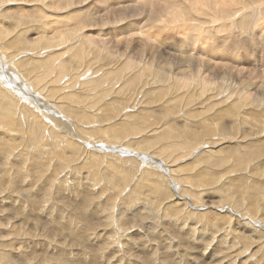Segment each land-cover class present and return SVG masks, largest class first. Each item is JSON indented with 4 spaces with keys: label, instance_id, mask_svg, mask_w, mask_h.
<instances>
[{
    "label": "bare ground",
    "instance_id": "obj_1",
    "mask_svg": "<svg viewBox=\"0 0 264 264\" xmlns=\"http://www.w3.org/2000/svg\"><path fill=\"white\" fill-rule=\"evenodd\" d=\"M86 1L88 0H0V80L11 87L4 88L0 85V199L1 193L7 191L11 198H15L12 201L16 200L17 197L23 198L26 205H29L32 210L41 211L40 204L42 202L53 209L57 208L56 213H58L60 220L45 218L46 221L55 223L60 229L66 230V233L70 232L71 237L77 239L79 244L84 243L77 249L79 251H77V256L85 252V258L88 254L95 258V252H104L108 248L111 256L115 253H119V255H121L120 253L128 254L134 244H136V247L138 245L140 252L145 255L148 246L142 241L143 235L140 234V237L138 236L139 238L135 239L136 236H131L130 233L138 229L142 233L147 232L149 236L151 233L154 239L160 232L159 230H163L160 233L161 235L164 232L167 233V227H171V230L174 229L177 234L171 232L168 234L174 239H181V236L184 235L188 240L192 239L194 241L197 236H195V233H208L209 235L201 236V239L198 240L203 241L205 246H210L214 240L217 241L212 247L218 255V258L214 257V259H217L216 264H222L224 261V264H239V262L246 264L249 261H251L249 264H264V262H261L264 261V247L258 244L259 239L264 237V230L256 226L257 223H263L261 220H264V205L259 200L264 198V166L261 163V161H264L262 160L264 159V149H262L264 148V143H262L264 141V79H261L262 82L258 86L255 82L253 84H249V81H247L249 83H242V79L240 82L235 83L236 81L231 79L235 84L226 91L228 83L223 82L221 85L216 84L217 86H215L213 80V82H210L211 76L208 77L206 73V76L211 79L208 82H205V79L200 81L203 89H199L200 86L197 85L201 91L194 96H197L199 101L204 98L209 103V108L213 107L210 104H217L219 109H215V107V112L209 118L195 119L198 113L187 107L182 100L185 97L182 95L186 94L174 90L177 89L175 85L181 88L177 82L185 84L183 91L188 89L186 87H189L180 75L174 77L169 75L170 72H167L160 64L159 66L152 65L150 60L153 57L149 61L147 60V63L141 62L144 59V47L141 49L135 48L136 50L133 49L134 52L129 49L132 57H125L122 60L120 59L122 57L116 54L117 63L113 62L112 56L114 54L105 47L106 43L104 45L103 40L95 39L92 35H88L86 31H83L86 30L87 26L96 24V18L93 19V13L89 11L96 8L91 6L93 4L86 6L84 10L81 8L73 9L81 3H86ZM133 1L136 3V5L132 4L133 8L129 4L127 6L132 8L134 12H141L140 3L137 4L136 0ZM141 7L148 10L145 15L148 14L150 21L155 19L156 22L160 23H165L164 21L168 23L169 20H176V22L182 20L184 25H187L191 22L188 17L195 16V14L196 16L197 14L203 16L204 20L218 16L222 18L218 29L212 31L210 27L213 24L211 26L207 25L210 29L205 32L210 33L211 36L217 34V37L223 39L234 36L235 24L238 23L243 26L241 30L236 28L239 31L237 33L238 40L241 41L242 38L244 42L257 44L264 51V19L259 18L261 13L264 14V0H176V2L171 0H143ZM255 7H259L261 13H252ZM121 9L119 12L124 11L126 8ZM64 10H70L69 15L65 16V13H62ZM138 13H136L137 18L139 17ZM131 14L133 15V13ZM136 16L133 15L132 17ZM246 16L248 17L245 23ZM100 17L98 16V18ZM94 20L95 22H93ZM99 20L101 21V19ZM150 21L141 27H138L137 23L133 27L134 23L130 21L132 24L125 30V33L127 35L133 33L134 35L135 33L141 36L145 35L150 40H155V34L150 33L152 27L150 30L148 28L151 26ZM114 22L111 25L115 24ZM101 23L104 24L103 21ZM195 26L193 25L194 28ZM232 26L234 27L231 29ZM155 28L153 27L154 30ZM161 29L159 30L161 31ZM196 30L194 31L196 32ZM194 31H191V35L192 32L195 33ZM118 33L114 31L113 35L118 37ZM208 33H205V35L201 33L203 35L201 36V42L207 41L209 38ZM196 34H194L195 39L196 36H199V33ZM96 35L98 37L103 36V33L98 31ZM171 39H166L167 42L165 43L162 41L164 44H168V40L171 42ZM209 40L211 41L210 38ZM115 41L118 43L119 39ZM101 42L102 47H99ZM129 43L130 38L126 39L124 46L127 47ZM62 44L65 45L60 47ZM209 45H211V42ZM166 46L169 47V45ZM223 46L221 45V47ZM182 48L183 46L180 49ZM197 49H199V46ZM204 49L206 50V47ZM164 51L166 50L164 49ZM167 52H169V49ZM209 52L211 51L209 50ZM111 54L113 55L111 56ZM261 56L263 68L261 67L259 71L261 72L260 75H263L264 55L261 54ZM181 57L182 59L187 57L188 60L190 58L188 56L183 57L182 54ZM197 57L196 59L199 61L201 56ZM223 57L220 61L225 58ZM200 64L202 67L201 62ZM215 64L220 63H214V66ZM196 65L198 68L197 63ZM199 69L198 73L201 74L202 69ZM208 69L206 71H209ZM226 69L228 70V68ZM177 71L176 74L179 72ZM187 71H184V73ZM143 73L147 75V78L151 77V81L147 78L144 79L142 77ZM200 78L202 79V77ZM213 78L216 77L213 76ZM229 78H232V76ZM104 79L111 82L109 88L100 83ZM195 79H197L196 76ZM240 85L241 87L242 85L245 86L242 87L245 89L244 91L240 88ZM167 91H169L168 94ZM197 91H193V93ZM162 94L168 96H166L164 103H160L161 97L157 96ZM180 94L181 99H178L177 97ZM25 95H28V97ZM107 97H110L109 100H106ZM191 97L186 100L192 101ZM26 100L33 106L26 104ZM174 101L178 102L175 108H173ZM199 103L201 104L202 101ZM109 105L114 107L115 113L105 112ZM166 105V109L161 108V106ZM125 109L135 111H126ZM151 116H153L152 121L150 120ZM117 118V125L119 126L115 125ZM94 122H97V124L91 125ZM142 130H145L144 134L147 135L141 141L144 142V147L139 146L141 144L137 143L139 140L134 141L131 138L135 139L136 136L134 135H139L138 133ZM162 132L164 136L158 137L161 139L154 138ZM210 137L212 138L210 139ZM159 140L164 141L159 148L157 147V151L154 149L155 153L146 152L157 146ZM90 141L91 143H89ZM257 142L259 144L256 145ZM88 143L94 148L82 146V144L88 145ZM177 143L179 144L177 145ZM98 146L119 152L97 153L95 148ZM201 147L208 148L201 149ZM167 150L169 155L166 154ZM174 150L186 152L179 157V155H174ZM127 154L131 155H129V158L122 157L125 159L124 163L130 162L132 164L136 160L143 161L145 166L143 171H139L136 167L132 171L126 172L125 170L123 173H119L120 156H126ZM188 155H190L189 159L192 160L182 162L183 166L176 164ZM105 158L108 160H105ZM257 158L261 159L260 163H256ZM133 164L135 165V163ZM155 164L157 166L160 164V169L166 173L159 172V168ZM82 168H87L88 176L96 180L94 185L99 186L90 189L82 182L84 186L79 191L76 190L77 187L74 190H69L71 187L66 185L71 184L70 180L72 183L74 179L77 181L75 173L81 172ZM121 170L123 169L121 168ZM182 170L184 172L180 173ZM192 170L202 172L200 174V177L203 178L201 182L196 180L199 177L192 179L188 175L193 173ZM211 170L215 172L209 173ZM206 173L213 174L216 178H206V175H208ZM235 173H239L241 178L244 175H248V177L254 175L252 179L246 177L249 180L251 179V182L245 188L251 193L249 195L252 198L250 196L247 199L238 196L233 197L232 193H228L222 188L225 181H231L229 175ZM4 180L8 181V185L3 183ZM79 182L81 183V181ZM103 182L110 186L109 190L102 188ZM57 183L59 184L57 185ZM178 183L180 186H177ZM227 184L225 186H228ZM230 185L228 189L232 190ZM65 191L69 193L65 194ZM255 192L259 193V196L255 195ZM59 195L68 196L70 202H62ZM70 195L72 198L69 197ZM185 197L190 202H187ZM251 200H256L255 202L260 203V205L255 202L250 204ZM207 202L210 204L204 206ZM224 208H227L224 212L214 211V209L222 210ZM160 219L166 221L167 227L156 230L160 227ZM131 220L139 222L131 228L129 225ZM116 227L118 231L115 230ZM14 228L11 229L13 232H15ZM37 229L41 230L40 227ZM198 230L199 232H197ZM246 230L250 233L246 234ZM22 231L18 232L22 233ZM38 232L40 233V231ZM96 232L99 236L102 235V238H98ZM18 234L20 233H16L14 236ZM205 236L210 237L206 238ZM197 237L199 238V236ZM260 242H262V239ZM63 244L64 242H61L55 248L61 254L69 251V248L67 249ZM91 244H95L93 245L95 247H91ZM3 246L6 247V245ZM1 249L0 264H22V262L15 261L18 252L4 251V247ZM133 249L131 248V250ZM59 253H56V255ZM86 253L88 254L86 255ZM153 254H157L155 249ZM123 255L120 256L121 261L126 256ZM132 256L134 257V255ZM66 257H69V255ZM155 260L152 259V263L156 264ZM71 262L73 260L67 263ZM75 262L73 263L75 264ZM81 262L83 263L82 258ZM171 262L174 263V261ZM201 264L211 263L203 262Z\"/></svg>",
    "mask_w": 264,
    "mask_h": 264
},
{
    "label": "rangeland",
    "instance_id": "obj_2",
    "mask_svg": "<svg viewBox=\"0 0 264 264\" xmlns=\"http://www.w3.org/2000/svg\"><path fill=\"white\" fill-rule=\"evenodd\" d=\"M122 1V2H121ZM132 1L133 0H129V1H127V0H88V1H86V3H81V4H79V5H77L76 7H74L73 9H82V10H84V8L86 7V6H88V5H90V4H93V5H91V6H95L96 8H92V10L94 11H92V10H89L90 12H92L93 14V19H95L96 20V24L95 25H89V26H87L85 29L86 30H83V31H86V33L88 34V35H92V37H94L95 39H99L100 41H102V42H104V45H105V43H106V45H105V47L108 49V50H110V52L111 53H113V54H111V56L113 57V60L112 59H110V60H112L113 62H116L117 63V59H115L116 58V54H117V56L119 55L120 57H122V58H120L121 60L122 59H124L125 57H132L131 55V52L133 51L134 52V50L133 49H141L142 47H144V49H145V53H143L144 54V59L143 60H141V62H148L150 59H152V57H153V59L152 60H150L151 61V63H152V65H154V66H159V64H160V66H163L165 69H166V71L167 72H170L169 73V75H173L174 77H179V75H180V77H182V79H183V81H185L187 84V86H189V87H186V88H188L187 90L185 89L184 91H188V92H184L182 89L183 88H185V84H182L181 82H177V84H179V86L181 87V88H178L176 85H175V83H173V85H175V87L177 88V89H174V90H176L175 92H179L180 91V93L181 94H186V95H182L183 97H184V99H182L183 100V102H184V104L187 106V107H189V108H191L192 109V111H195V112H197L198 113V115L196 116V118L195 119H200V120H203V119H206V118H209L210 116H211V114H213L214 112H215V109H219L218 108V106H217V104H215V105H213V104H210L211 106H213L212 108H209V103L208 102H206L205 101V99L203 98H201L200 99V101H199V98L197 97V96H194V95H196V94H198L201 90H199V89H203L202 87H201V84L202 83H200V81H204V79L206 80L205 82H208L211 78V81L210 82H215V86H217L216 84H218V85H221L223 82H226V84H227V86H226V91L228 90V89H231V86L233 85V84H235V83H238V82H240L242 79H243V81H242V83H249V84H253L254 82L257 84V86L262 82V80L264 79L263 77H264V74L263 75H260V71H259V69L262 67L263 68V62H261V59L260 58H262V56H261V54L262 55H264V51H263V49H261V47H259L257 44H255V45H253L251 42H249L248 43V41H245L244 42V39H242L241 38V41L240 40H238V38H237V33L239 32V31H237L236 30V28H239L240 30H241V28H243V26L242 25H239L238 23H236L235 24V32L233 33L234 34V36H229L227 39L226 38H221V37H217V34H213L214 36H211V34L210 33H208V32H205V31H207V29H210V30H217L218 29V26H219V24H220V19H222V18H220V17H218V16H215V17H213V19L212 18H208V19H206V20H204V17L203 16H201V15H198L197 14V16H200V17H198L197 18V16H196V14H195V16H191V17H188V19H190L191 20V22H189L187 25H184V23L182 22V20H180V21H177L176 22V20H169L170 22H168V23H166L167 21H164L165 23H163V22H156V20L155 19H153V20H151L150 21V18L148 17V14H146L145 15V12L147 13V9H145L144 7H141V2L143 1V0H136V2H137V4H139L140 3V8H141V12H134V10L132 9L133 8V6H132V4H134V5H136V3H135V1H133V3H132ZM171 1H175L176 2V0H171ZM126 2H129V3H126ZM124 4V5H123ZM129 4V6H131L132 8H130V7H128L127 5ZM131 4V5H130ZM82 5V6H81ZM126 6V7H125ZM124 7V8H123ZM122 8V9H121ZM126 8V9H125ZM130 8V9H129ZM120 9L121 10H124V11H121V12H119L120 11ZM132 9V10H131ZM71 10V9H70ZM70 10H64V12H62V13H65V16H67V15H69V13H70ZM101 10V11H100ZM104 10V11H103ZM129 10V11H128ZM130 10H131V12H130ZM144 10V11H143ZM117 11V12H116ZM133 11V12H132ZM143 11V12H142ZM255 13V14H259V13H261L260 12V9H259V7H255L254 8V10L252 11V13ZM94 13H96V14H94ZM101 13V14H100ZM128 13H130V14H128ZM131 13H133V15H135L136 16V13H138L137 15H139V17L141 18H137V16L136 17H132L133 15L131 14ZM251 13V14H252ZM113 14V15H112ZM122 14V15H121ZM145 16H144V15ZM114 15H115V17H114ZM129 15H131V16H129ZM98 16H101L100 18H98ZM125 16V17H124ZM126 16H127V18H126ZM263 16V17H262ZM114 19H113V18ZM129 17V18H128ZM130 17H132L131 19H130ZM201 17H203V18H201ZM219 18V19H217V18ZM248 16H246L245 17V23L247 22V20H246V18H247ZM97 18H98V20H97ZM113 20H112V19ZM118 18V19H117ZM122 18H123V20H122ZM134 18H135V20H134ZM143 18V19H142ZM201 20H200V19ZM259 18H263L264 19V14L263 13H261V16L259 17ZM258 18V19H259ZM99 19H101V21L99 20ZM129 19H130V21L132 22L133 21V27H135V25H136V23H137V26L139 27H141V26H143L144 24H148L149 23V21H150V25L151 26H149L148 28H149V30L151 29V27H152V31H150V33H154L155 35H154V39L155 40H150L149 38H147V36H145V35H143V36H141V35H137L136 33H135V35H134V33L133 34H131V35H127V33H125V30H127L128 29V27H129V25H131L132 23H130V21H129ZM133 19V20H132ZM149 19V20H148ZM95 20L93 21V22H95ZM107 22H106V21ZM112 20V21H111ZM119 20H121V21H119ZM139 20V21H138ZM146 20H148V21H146ZM155 20V21H154ZM197 20V21H196ZM104 22V24H102L101 22ZM115 21V22H114ZM123 21V22H122ZM171 21H173V22H171ZM215 21V22H214ZM97 22H98V24H97ZM115 23V24H112L111 25V23ZM195 22V23H194ZM214 22V23H213ZM120 23V24H119ZM140 25H139V24ZM169 23H171V24H169ZM180 23H182V24H180ZM200 23V24H199ZM102 26H101V25ZM108 24V25H107ZM154 26H153V25ZM161 24V25H160ZM176 24V25H175ZM213 24V25H212ZM217 24V25H216ZM159 25V26H158ZM165 25V26H164ZM168 25V26H167ZM181 25V26H180ZM193 25H196L195 26V28L193 27ZM201 25H203L204 26V28H205V30H204V28H203V26H201ZM207 25H209V26H211L210 28H209V26H207ZM215 25V26H214ZM155 26H156V28H155ZM163 26V27H162ZM173 26V27H172ZM184 26V27H183ZM153 27L155 28V30L153 29ZM158 27V28H157ZM177 27V28H176ZM200 29H199V28ZM208 27V28H207ZM216 27V28H215ZM234 26H232L231 27V29L233 28ZM161 28H163V29H161ZM181 28V29H180ZM190 29L189 31H190V33L188 32V29ZM201 28H203V29H201ZM213 28H215V29H213ZM159 29H161V31L159 30ZM197 29V30H196ZM112 30V31H111ZM154 30V31H153ZM169 30V31H168ZM176 32H175V31ZM194 30H196V32H197V34L199 35V36H196L197 38L195 39V35L194 34H196V32L194 31ZM200 30H202L201 32H200ZM98 31H102V33H103V36H99V37H102V38H99L96 34L98 33ZM115 31V33H118V37H115L114 35H113V32ZM117 31V32H116ZM167 31V32H166ZM191 31H194L195 33L193 34V32H192V35H191ZM199 31V32H198ZM165 32V33H164ZM173 32V33H172ZM179 32V33H178ZM162 33V34H161ZM167 33H168V35H167ZM187 33H189V34H187ZM203 35H205V33H208V35H209V38L211 39V41L209 40V38L207 39V41L206 42H201L202 41V38H201V36H203ZM122 34V35H121ZM158 34V35H157ZM166 34V35H165ZM196 34V35H197ZM96 35V36H95ZM158 37H157V36ZM178 35V36H177ZM192 36L193 37V39H191L190 40V38H192V37H190V36ZM125 36V37H124ZM127 36H129V37H127ZM166 36V37H165ZM181 36H183V37H181ZM211 36V37H210ZM124 37V38H123ZM155 37H157V38H155ZM171 37H172V39H171ZM189 39H188V38ZM214 37V38H213ZM128 39V38H130V43H129V45L126 47V46H124L125 45V42H126V39ZM217 38V39H216ZM220 38V39H219ZM234 38V39H233ZM118 40L119 39V41H117L118 43H116V41L115 40ZM166 39H171V42L168 40V44L166 43V44H164L165 42H167L166 41ZM182 39V40H181ZM183 39H184V41H183ZM186 39V40H185ZM199 39V40H198ZM215 41H214V40ZM226 39V40H225ZM164 41V43H163V41ZM193 40H195L196 42H194ZM198 40V41H197ZM234 40V41H233ZM236 40H238V42H236ZM173 41V42H172ZM189 41V42H188ZM191 41V42H190ZM211 42V45H209L210 44V42ZM214 43H213V42ZM220 41V42H219ZM102 42L99 44V47H102ZM179 42V43H178ZM185 42V43H184ZM225 44L224 46H223V43ZM227 42H228V44H229V46H228V44H227ZM235 42V43H234ZM112 43H114V44H112ZM121 44V46H120V44ZM197 43H199V44H197ZM203 43V44H202ZM215 45L216 44V46H214L213 44ZM238 43V44H237ZM160 44V45H159ZM172 44V45H171ZM173 44H174V46H173ZM175 44H176V46H175ZM184 44V45H183ZM65 44H62V45H60V47H63ZM166 45H169V47L171 48H169L168 46H166ZM193 45H195V46H193ZM221 45L223 46V47H221ZM231 45V46H230ZM253 45V46H252ZM124 46V47H123ZM154 46V47H153ZM181 46H183V50L182 49H180L181 48ZM197 46V47H196ZM198 46H199V49H197L198 48ZM210 46H212V47H210ZM123 47V48H122ZM150 47V48H149ZM173 47V48H172ZM175 47H177V48H175ZM206 47V50L208 51V52H204V51H206L204 48ZM221 47V48H220ZM225 47H227L226 49H225ZM230 47V48H229ZM121 48V49H120ZM126 48V49H125ZM215 48V49H214ZM220 48V49H219ZM129 49H130V51H129ZM135 49V50H136ZM164 49L166 50V51H164ZM168 49H169V52H172V53H169V52H167L168 51ZM201 49V50H200ZM225 49V50H224ZM257 49V50H256ZM124 50V51H123ZM154 50V51H153ZM173 50V51H172ZM180 50H181V52H183V53H181L180 52ZM188 50V51H187ZM199 50V51H198ZM209 50L211 51V52H209ZM162 51H164V52H162ZM201 51V52H200ZM218 51H220V52H218ZM119 52V53H118ZM174 52V53H173ZM197 52V53H196ZM259 52V53H258ZM176 53V54H175ZM190 53H191V55L193 56H191L190 55ZM205 53V54H204ZM209 53V54H208ZM225 53V54H224ZM254 53V54H253ZM130 54V55H129ZM181 54H182V56L183 57H186V56H188V57H190L189 58V60H188V58L186 57V58H183L182 59V57H181ZM184 54H185V56H184ZM201 54V55H200ZM217 54H219V55H217ZM256 54V55H255ZM122 55V56H121ZM152 55V56H151ZM170 57H169V56ZM203 55V56H202ZM198 56V57H197ZM201 56V58H199ZM219 56H220V58H219ZM226 58H224V57ZM195 57V58H194ZM196 57L197 58H199V61L202 63V67H201V64L199 65V61H198V59H196ZM213 57H217V59H215V58H213ZM224 58V59H222V61H220L221 60V58ZM257 57V58H256ZM138 58V57H137ZM149 58V59H148ZM181 58V59H180ZM194 58V59H193ZM176 59H178V60H176ZM185 59V60H184ZM188 60V64L186 63V61ZM193 59V60H192ZM201 59V60H200ZM219 59V60H218ZM148 60V61H147ZM165 60V61H164ZM184 60V61H183ZM218 60V61H217ZM193 61V62H192ZM198 61V62H197ZM204 61V62H203ZM167 62H169V63H167ZM182 62H185L186 64H182ZM192 62V63H191ZM220 63L221 64V67H220V64H215V66H214V63ZM182 64V65H180V64ZM190 63V64H189ZM196 63L198 64V68H200L199 70H201L200 72H201V74L200 73H198L199 71H198V68H197V65H196ZM224 63H225V65H224ZM261 63V64H260ZM167 64H170V65H167ZM193 64V65H192ZM205 64V65H204ZM179 65V66H178ZM183 65H184V67H183ZM186 65V66H185ZM190 65H192V66H190ZM223 65H224V67H223ZM169 66V67H168ZM187 66H189V67H187ZM204 66H205V68H204ZM229 66V67H228ZM260 66V67H259ZM168 67V68H167ZM176 67H178V68H176ZM181 67H183V68H181ZM196 67V68H195ZM208 67H209V69H208ZM212 67V68H211ZM185 68H186V70H188L187 72H185L184 73V71H186L185 70ZM190 68H192V69H190ZM224 70H223V69ZM226 68H228V70L226 69ZM209 70V71H206V70ZM212 69V70H211ZM218 71H217V70ZM220 69V70H219ZM221 69H222V72H221ZM239 69V70H238ZM179 72H178V71ZM195 70V71H194ZM196 70H197V72H196ZM262 70V69H261ZM173 71V72H172ZM176 71L178 72L177 74H176ZM190 72V73H189ZM193 72H196V73H193ZM205 72V73H204ZM212 72V73H211ZM180 73V74H179ZM183 73H184V75L186 76V77H188V78H186L184 75H183ZM206 73H207V75H208V77L209 76H211V78L209 79L207 76H206ZM187 74V75H186ZM189 74H191V75H189ZM196 74V75H195ZM213 74V75H212ZM201 75H203V76H201ZM147 75H145L144 73L142 74V77L144 78V79H146L147 77H146ZM186 78V80H185V78ZM190 76V77H189ZM195 76H196V78L197 79H199L200 77H202V79L200 78L199 80H197V79H195ZM213 76L214 77H216V78H213ZM231 77L232 76V78H229V77ZM260 76V77H259ZM262 76V77H261ZM99 77V76H98ZM199 77V78H198ZM234 77V78H233ZM241 77H243V78H241ZM255 77V78H254ZM258 77V78H257ZM151 77H148L147 78V80H150L151 81V79H150ZM191 78H193V79H191ZM208 78V79H207ZM224 78H225V80H224ZM241 78V79H240ZM110 79V78H109ZM188 79H190V80H188ZM231 79H233L234 81H236L235 83L233 82V80H231ZM249 79V80H248ZM262 79V80H261ZM213 80V81H212ZM100 81V80H99ZM189 81V82H188ZM197 81V82H196ZM220 81V82H219ZM247 81H249V82H247ZM0 85L2 86V87H4V88H11V87H9V86H7L6 84H4L3 82H2V80H0ZM194 82V83H193ZM204 82V83H205ZM100 83L101 84H103L104 85V87H107L108 86V88H109V86L111 85V82H108V80H106V79H104V80H102V81H100ZM148 83H150V82H148ZM200 85H199V84ZM141 84V83H140ZM160 84V83H159ZM191 86H190V85ZM197 87V89H196V87L194 86V85ZM225 84V83H224ZM147 85V84H146ZM150 85V84H149ZM193 85V86H192ZM200 86V88L198 87V86ZM229 85V86H228ZM141 86H143V85H141ZM211 87V86H210ZM242 87H245V86H243L242 85ZM241 87V85H240V88L244 91L245 89L244 88H242ZM192 88H194L193 90H191ZM199 88V89H198ZM224 88V87H223ZM182 91H181V90ZM211 89H213L212 87H211ZM173 90V91H174ZM198 90V91H197ZM205 90V89H204ZM214 90V89H213ZM193 91H197L196 93H193ZM217 91V90H216ZM168 92L169 91H167V94H168ZM187 93H188V95H187ZM191 93V94H190ZM167 94H162V95H157V96H160L161 97V102L160 103H164L166 100V96H167ZM181 94H180V96L179 97H177L178 99H181ZM253 95H254V93H253ZM252 95V96H253ZM26 97H28V95H25ZM192 96V97H191ZM164 97V98H163ZM168 97V96H167ZM188 97H191L190 99H192V101H189V100H186ZM194 97H196V98H194ZM222 97V96H221ZM220 97V98H221ZM109 98L110 97H107L106 98V100H109ZM163 98V99H162ZM194 98V99H193ZM159 100V101H160ZM105 101V100H104ZM158 101V102H159ZM202 101V103L200 104L199 102H201ZM102 102H103V100H102ZM206 102V103H205ZM182 103V102H181ZM192 103H193V105H192ZM196 103H197V105H196ZM26 104H28L29 106H33L32 104H30L27 100H26ZM177 104H178V102L177 101H174V106H173V108H175L176 106H177ZM109 107V108H108ZM106 109H105V112H111L112 114L113 113H115V110H114V107L111 105H109ZM111 107V108H110ZM216 107V108H215ZM161 108H163V109H166L167 108V105L166 106H161ZM195 108H197V109H195ZM199 108V109H198ZM205 108V109H204ZM215 108V109H214ZM95 109V108H94ZM96 110V109H95ZM126 110V109H125ZM139 110H141V109H139ZM214 110V111H213ZM37 111V110H36ZM102 111V110H101ZM100 111V112H101ZM126 111H135V110H130V109H128V110H126ZM99 112V113H100ZM100 115V114H99ZM131 115V114H130ZM144 115H148V114H144ZM248 116H250L249 114H248ZM76 117V116H75ZM251 117V116H250ZM78 118V117H77ZM117 120V121H116ZM115 120V125L116 126H119V125H117L118 124V118ZM150 120L152 121L153 120V116H151V118H150ZM108 121V120H107ZM51 123V122H50ZM85 124V123H84ZM97 124V122L95 123H93V124H91V125H96ZM73 132H74V130H72ZM137 133V132H136ZM142 133V134H141ZM145 133V130H142V132H140V133H138L139 135H140V137H139V135H137V134H135L134 136H136V138L134 139L133 137H131L134 141L137 139V140H139V141H137V143H141L139 146L140 147H144L145 145H144V142H141L142 141V139H144V138H146V134H144ZM64 136H66L65 134H63ZM70 136H72L71 134H70ZM138 136V137H137ZM161 136H164L163 135V132L161 133V134H159V135H157V136H155L154 138L155 139H161V138H158V137H161ZM74 138H75V136H73ZM80 137V136H79ZM215 137V136H214ZM214 137H213V139H214ZM140 138H141V140H140ZM212 137H210V139H211ZM172 140V139H171ZM160 141V140H159ZM164 141V140H163ZM163 141H160L159 142V144L157 145V146H155V147H152V148H150L149 150H147L146 152H150V153H155V150L154 149H156V151L158 150V148L161 146V144H162V142ZM166 141V140H165ZM89 143H91V141L89 142ZM89 143H88V145H85V144H82V146H84V147H88V148H94V147H92L91 145H89ZM168 143V142H167ZM237 143V142H236ZM262 143H264V141H262ZM179 143H177V145H178ZM257 144H259V142H257L256 143V145ZM206 145V144H205ZM217 145H219V144H217ZM216 145V146H217ZM224 145H226V144H224ZM224 145H222V146H224ZM264 145V144H263ZM116 146V145H115ZM117 146H119V145H117ZM158 147V148H157ZM206 148H208V147H201V149H206ZM262 149H264V148H262ZM95 150H97L96 152L97 153H102V154H106V153H117V152H119V151H115L114 149H109V148H104L103 146H98V147H96L95 148ZM114 150V151H113ZM230 150V149H229ZM144 151V150H143ZM185 152L186 151H181V150H174V155L175 156H177V155H179V157H181V154H185ZM119 154V153H118ZM166 154H168L169 155V152H168V150H167V153ZM129 155H131V154H127L126 156L124 155V156H120L121 158H120V160H119V173L121 174V173H123L125 170H126V172L127 171H132V170H134L136 167L138 168V170L139 171H143V168L145 167L144 166V162L142 161V162H139V161H137L136 160V162H133V163H135V165L132 163H130V162H126V163H124V161H125V159H123V158H129ZM123 157V158H122ZM189 157H190V155H188V156H186L184 159H181V161L179 160L176 164H178V165H181V166H183L184 164L183 163H185V162H189L190 160H192V159H189ZM105 160H108L107 158H105ZM160 160V159H159ZM262 160H264V159H262ZM259 161H261V159L259 160V158H257L256 159V163L257 162H259ZM106 162V161H105ZM161 164H162V162L161 161H159ZM183 162V163H182ZM245 163H247L246 161H244ZM260 163V162H259ZM261 163H262V165L264 166V161H261ZM130 164V165H129ZM132 165V166H131ZM156 166H157V164H155ZM159 166H161L160 164H158ZM159 166H157L159 169V172H161V173H166V172H164L163 170H161L160 169V167ZM121 168L123 169V170H121ZM83 169V170H82ZM81 169V172H79V173H75V175L77 176V181L74 179V181H73V183H72V181L70 180V182H71V184L70 185H66L67 187H71L69 190H74L75 189V187H77L78 189H76L77 191H79L80 190V188L82 187V186H84L85 184L87 185V187H89L90 189H92V188H95L96 186H99V185H94L95 184V179H92V178H90L89 176H88V170H87V168H82ZM91 171V170H90ZM185 171H187V170H185ZM87 172V173H86ZM181 172H184L183 170L182 171H180V173ZM192 174L190 175V174H188L192 179H196V178H198V179H196V180H198L199 182H201L202 180H203V178H201L200 177V174L202 173V172H200V171H198L197 172V170H192ZM195 172H196V174H195ZM215 171H212L211 170V172L209 171V173H214ZM187 173H188V171H187ZM209 173H206V174H208V175H206V178H210V179H214V178H216V176L215 175H213V174H209ZM193 175V176H192ZM234 175V176H233ZM83 176V177H82ZM85 176V177H84ZM88 176V177H87ZM136 176V175H135ZM197 176V177H196ZM228 176V175H227ZM231 176V178H230V180L231 181H225L224 183H223V185H222V188L226 191V192H230V193H232V195H233V197H236V196H238L239 198H243V199H247L250 195H251V193L247 190V189H245L247 186H249V184H250V182H251V179H252V177L254 176V175H252V176H249L248 177V175H244V177L243 178H241V177H239V173H235V174H232V175H229V177ZM195 177V178H194ZM251 178L250 180L249 179H247V178ZM79 178V179H78ZM82 178H85V179H82ZM235 178H237V179H235ZM92 179V180H91ZM121 179H120V177H119V181H120ZM240 180V181H239ZM29 181V180H28ZM28 181H26V182H28ZM79 181H81V183L79 182ZM233 181H235V182H233ZM243 181V182H242ZM8 181L7 180H4V182L3 183H7ZM84 183V185H83V183ZM237 182V183H236ZM242 182V183H241ZM101 183V182H100ZM99 183V184H100ZM228 183V184H227ZM59 183H57V185H58ZM179 184V183H178ZM225 184H227L228 186H225ZM231 184V185H230ZM245 184V185H244ZM7 185H8V183H7ZM229 185H230V189H232V190H229L228 188H229ZM177 186H180V184L179 185H177ZM33 187V186H32ZM105 188V189H110V186H108L106 183H102V188ZM235 187V188H234ZM237 187V188H236ZM56 188V190H58V188L57 187H55ZM73 188V189H72ZM176 188V187H175ZM174 188V189H175ZM243 188V189H242ZM36 190H37V188H36ZM175 190H177V189H175ZM122 191V190H121ZM120 191V192H121ZM247 191V192H246ZM39 192V191H38ZM119 192V193H120ZM69 192L68 191H65V194H68ZM212 193H214V192H212ZM215 194V193H214ZM242 194V195H241ZM247 194V195H246ZM250 194V195H249ZM13 195V194H12ZM255 195H257V196H259V193H257V192H255ZM61 196V197H60ZM59 197H60V200L62 201V202H64V203H68V202H70L69 201V199L67 198L68 196H64V195H59ZM70 198H72V196L70 195L69 196ZM263 197V196H262ZM206 198V197H205ZM250 198H252L251 196H250ZM12 199H15V198H11L10 196H9V194L7 193V191L6 192H4L3 194L1 193V199H0V221H1V226H0V249L2 248V247H4V251H13V252H18V256H17V258H15V261H18L19 263H21L22 262V264H74L73 262H75V260H76V262H75V264H135L136 262L138 263V264H151L152 263V259H156L155 260V262H156V264H172V262L171 261H174V263L173 264H201V263H203V262H206V263H211V264H216L217 263V259H214V257L215 258H218V255L214 252V250H213V246L216 244L215 243V241L216 240H214V242H212L213 244H211L210 246H205V244H204V242L203 241H199L200 239H201V236L202 237H204V235H209L208 233H206V234H201L200 232H199V230L197 231V232H199L198 234L197 233H195V236L197 235V236H199V238L196 236L195 238H196V240H194V241H192V239H187V238H185L184 237V235L183 236H181V239H178V238H175L174 239V237H172V236H170L169 234H170V232L171 233H176V232H174L175 230L173 229V230H171V227H167V225L165 224V222L166 221H164L163 219H160L159 220V224H160V227H158L156 230H158L159 228H161V227H163L164 229H165V227H167L166 229H167V233L166 232H164L163 234H161L160 235V233L161 232H163V230H159L160 232L157 234V236H156V238H154L153 239V235H151V233H150V236H149V234L147 233V232H143L142 233V231L141 230H133L131 233H130V235L131 236H133V235H135L136 237H135V239L136 238H139L140 237V234H142L143 235V239H142V241L144 242V243H146V245L148 246L147 247V249L145 250V251H147L146 252V254L144 255V254H142L141 252H140V248L138 247V245H137V247H136V244H134V246H132L131 248L133 249V247H134V249L133 250H131V248H130V251H129V253L127 254V253H120L121 255H119V253H115V255L113 254L112 256L109 254V252H108V250H109V248H108V250L106 249V250H104V252L103 251H97V252H95V258L91 255V254H88V253H86V255H87V257L85 258V256H84V253H81L80 255H78L77 256V249H79V247H81V245H83L84 243H80L79 244V241L77 240V239H75V238H73V237H71L72 235L71 234H69L70 232H65L64 231V229H60L55 223H48L47 221H46V219H52V220H54V219H56L57 221L58 220H60V218H59V215H58V213H56V211H58L57 210V208H52V207H49V205L47 206V204L45 205L43 202L40 204V206H41V211H36V210H32L31 209V207L29 206V205H26V203H25V201H24V199L23 198H16V200H13L12 201ZM185 199L187 200V202H190V200L187 198V197H185ZM259 200H261L262 202H263V205H264V198H260ZM259 200H257V201H259ZM55 201H58V200H55ZM209 201H211V200H209ZM256 201V200H255ZM255 201H250V204H251V202H253L252 204H254V202ZM8 202V203H7ZM52 202V201H51ZM227 202V201H226ZM14 203V204H13ZM24 205H23V204ZM255 203H257V202H255ZM210 203L209 202H207L206 204H204V206H207V205H209ZM260 205V203H257V205ZM11 205V206H10ZM54 205H56V204H54ZM181 207V206H180ZM179 207V208H180ZM189 207H191L190 205H189ZM220 207L221 208H223V206L222 205H220ZM22 210H21V209ZM47 208V209H46ZM188 208V207H187ZM16 209H17V211H16ZM227 208H224V209H222V210H219V209H214V211L215 212H224L225 210H226ZM46 210V211H45ZM24 212V213H23ZM28 212V213H27ZM16 213V214H15ZM22 213H23V216L25 217H23L22 216ZM56 213V214H55ZM41 214V215H40ZM45 214V215H44ZM59 214H60V212H59ZM18 215V216H17ZM45 217H44V216ZM56 215V216H55ZM33 216V217H32ZM38 216V217H37ZM55 216V217H54ZM37 217V218H36ZM46 218V219H45ZM43 219V220H42ZM45 219V220H44ZM130 219V218H129ZM51 220V221H52ZM45 221V222H44ZM235 221V220H234ZM263 223H264V220H261ZM139 221H137V220H131V222L129 223V225H130V227L132 228V226H134V224L135 223H138ZM20 223V224H19ZM48 223V224H47ZM261 222H259V223H257L256 224V226H257V228H260L261 230H264V224L263 223H261ZM15 224V225H14ZM133 224V225H132ZM165 224V225H164ZM18 225V226H17ZM18 227V228H16V227ZM37 226V227H36ZM15 227V228H14ZM41 228V230H39V229H37V228ZM13 228H14V230H15V232H13L12 230H13ZM20 228V229H19ZM22 228V229H21ZM137 228V227H136ZM263 228V229H262ZM12 229V230H11ZM18 229V230H17ZM56 229H58V230H56ZM162 229V228H161ZM199 229V228H198ZM21 230H23L22 231V233L21 232H18V231H21ZM35 230V231H34ZM42 230H44V231H42ZM60 230H62L61 232H59ZM115 230L116 231H118L117 230V227L115 228ZM38 231H40V233L38 232ZM135 231V232H134ZM136 232H138V233H136ZM16 233H20V234H18V235H15L14 236V234H16ZM43 233V234H42ZM65 234V236H64V234ZM97 233V235H98V238L100 237V238H102V235L101 236H99V234H98V232H96ZM148 235H147V234ZM169 233V234H168ZM245 233L246 234H249L250 232L249 231H245ZM4 236H3V235ZM47 234H48V236H47ZM177 234V233H176ZM47 237H46V236ZM67 235V236H66ZM44 236V237H43ZM139 236V237H138ZM161 236V237H160ZM70 237V238H69ZM104 237V236H103ZM151 237V238H150ZM206 238L208 237V236H205ZM210 237V236H209ZM208 237V238H209ZM19 238V239H18ZM72 238V239H71ZM105 238V237H104ZM145 238V239H144ZM149 238V239H148ZM64 239V240H63ZM70 239H71V241H70ZM151 239V240H150ZM199 239V240H198ZM261 239H262V242H260L261 241ZM261 239H259V243L258 244H260L262 247H264V237H261ZM76 240V241H75ZM116 240V239H115ZM178 240V241H177ZM182 240V241H181ZM75 241V242H74ZM78 241V242H77ZM157 241V242H156ZM199 241V242H198ZM9 244H7V243ZM55 242V243H54ZM61 242H64V244H63V246L64 247H66L69 251L66 253V252H62L63 254H65L66 256H68L69 255V257H66V256H64L63 254H61V253H59L58 251H57V249H55L56 248V246L60 243L61 244ZM151 242V243H150ZM161 242V243H160ZM163 242V243H162ZM168 242V243H167ZM203 242V243H202ZM217 242V241H216ZM3 243V244H2ZM46 243V244H45ZM55 245H54V244ZM73 243H74V245H73ZM152 243H153V245H152ZM184 243V244H183ZM186 243V244H185ZM11 244H13V245H11ZM68 244V245H67ZM71 244V245H70ZM133 244V243H132ZM149 244V245H148ZM202 244V245H201ZM3 245H6V247L5 246H3ZM8 245V246H7ZM16 245V246H15ZM92 245V244H91ZM93 245H95V244H93ZM91 246V247H95V246ZM156 245H158V246H156ZM181 245H183V246H181ZM186 245V246H185ZM149 246H150V250H149ZM175 246V247H174ZM179 246V247H178ZM185 246V247H184ZM224 246V245H223ZM15 247V248H14ZM46 247V248H45ZM158 247V248H157ZM163 248V249H160V248ZM166 247V248H165ZM182 247V248H181ZM196 247V248H195ZM208 247V248H207ZM222 247V246H221ZM226 247H227V245H226ZM13 248V249H12ZM22 248V249H21ZM60 249L62 248V247H59ZM138 249V250H137ZM155 249V253H157V254H153V250ZM169 249V250H168ZM2 250V249H1ZM55 250H56V252H55ZM152 250V251H151ZM193 250V251H192ZM211 250V251H210ZM20 251V252H19ZM131 251H132V253H131ZM79 252V251H78ZM102 253V255H101V253ZM105 252H106V254H105ZM135 254H134V253ZM149 252H151V253H149ZM196 252V253H195ZM209 252V253H208ZM210 252H212V253H210ZM54 253H55V255H56V253H59V254H57L56 256L54 255ZM104 253V254H103ZM142 255H141V254ZM51 254V255H50ZM98 254V255H97ZM109 254V255H108ZM119 255L118 257H117V255ZM126 255V256H124V255ZM134 255V257L132 256V255ZM140 256H139V255ZM167 254V255H166ZM210 254V255H209ZM53 255H54V257H53ZM89 255H91V256H89ZM124 256L125 258L121 261L120 260V256ZM137 255V256H136ZM144 255V256H143ZM148 255H149V257H148ZM162 255V256H161ZM208 255V256H207ZM23 256V257H22ZM40 256V257H39ZM58 256V257H57ZM61 257V259H60V257ZM76 256V257H75ZM80 256V257H79ZM89 256V257H88ZM115 256V257H114ZM132 256V257H131ZM147 256V257H146ZM213 258H212V257ZM49 257V258H48ZM75 259H74V258ZM78 257V258H77ZM102 257H104V258H102ZM146 257V258H145ZM170 257V258H169ZM200 259H199V258ZM39 258V259H38ZM51 258H52V260H51ZM73 258V259H72ZM77 258V259H76ZM81 258H82V261H83V263L81 262ZM92 258V259H91ZM111 258V259H110ZM116 258V259H115ZM139 258V259H138ZM142 258V259H141ZM158 258H159V260H158ZM162 258H164V259H162ZM18 259V260H17ZM67 259V260H66ZM79 259H80V261H79ZM86 259V260H85ZM95 259V260H94ZM102 259V260H101ZM209 259V260H208ZM213 259V260H212ZM14 260V259H13ZM70 260H73V262H71V263H67L68 261H70ZM110 260V261H109ZM126 262H125V261ZM138 260V261H137ZM215 260V261H214ZM30 261V262H29ZM54 261V262H53ZM85 261V262H84ZM103 261V262H102ZM105 261V262H104ZM107 261V262H106ZM117 261V262H116ZM129 261V262H128ZM136 261V262H135ZM148 261V262H147ZM161 261H163V262H161ZM165 261V262H164ZM121 262V263H120ZM131 262H133V263H131ZM157 262H159V263H157ZM161 262V263H160ZM170 262V263H169ZM213 262H215V263H213ZM261 262H264V261H261ZM136 263V264H137ZM225 263V261L224 262H222V264H224ZM249 263H251V261H249V262H246V264H249ZM152 264H154V263H152ZM239 264H241L240 262H239Z\"/></svg>",
    "mask_w": 264,
    "mask_h": 264
}]
</instances>
